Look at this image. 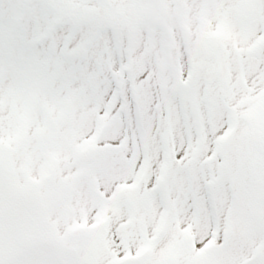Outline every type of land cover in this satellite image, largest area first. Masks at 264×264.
<instances>
[{"label":"snow or ice","instance_id":"snow-or-ice-1","mask_svg":"<svg viewBox=\"0 0 264 264\" xmlns=\"http://www.w3.org/2000/svg\"><path fill=\"white\" fill-rule=\"evenodd\" d=\"M0 264H264V0H0Z\"/></svg>","mask_w":264,"mask_h":264}]
</instances>
